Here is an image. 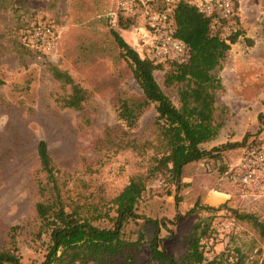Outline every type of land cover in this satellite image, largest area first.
<instances>
[{"label": "rangeland", "instance_id": "obj_1", "mask_svg": "<svg viewBox=\"0 0 264 264\" xmlns=\"http://www.w3.org/2000/svg\"><path fill=\"white\" fill-rule=\"evenodd\" d=\"M232 1L233 26L222 27L221 34L227 37L235 29L242 34L215 69L223 83L217 91L216 114L225 138L248 136V142H260L264 141V0ZM160 2L0 0V78L5 81L0 84V248L13 250L9 229L21 225L14 252L22 264H40L49 240L46 234L41 238L33 234L40 139L47 142L61 180L67 183L65 190L74 197L93 194L96 200L109 201L149 166L153 149L141 147L157 137L155 104L146 108L132 132H126L118 117L120 102L142 100L144 95L111 31L117 30L147 57L144 47L154 37L148 12L159 11ZM37 21H52L57 27L51 51L35 48L26 39L28 27ZM54 66L87 90L80 109L63 106L61 99L70 93V86L53 76ZM169 66L156 69L155 76L179 105L180 84H166ZM134 137L141 147H125ZM244 147L231 149L226 161L187 164L178 193L163 177L148 181L137 210L147 218L165 219L160 235L170 254L181 258L195 223L210 220L213 234L204 240L208 257L224 251L231 254L230 264H238L240 249L244 264H264V238L250 221L236 216L253 213L264 219V194L242 188L232 175ZM196 202L210 208L199 206L188 214ZM95 223L111 225L104 219ZM155 230L146 218L126 224L125 238L139 242L132 264H158L150 247Z\"/></svg>", "mask_w": 264, "mask_h": 264}, {"label": "trees", "instance_id": "obj_2", "mask_svg": "<svg viewBox=\"0 0 264 264\" xmlns=\"http://www.w3.org/2000/svg\"><path fill=\"white\" fill-rule=\"evenodd\" d=\"M160 1L162 5L157 9L167 12L174 34L189 48L186 59L155 61L144 57L117 30L111 31L144 95L142 100L122 99L120 102L118 117L124 123L126 132H132L146 108L155 104V140L147 141L141 147L137 137H134L128 138L125 145L132 148L151 146L153 155L149 166L145 172L133 175L109 201L104 197L96 200L93 194L74 197L65 190L67 183L61 180L62 175L53 162L47 142L40 139L37 143L40 177L36 181L33 234L39 238L46 234L49 239L40 264H132L139 242L126 239L124 227L129 221L139 218H146L156 226L150 247L152 259L158 264H230L231 254L224 251L212 258L207 256V241L204 240H209L213 234L210 220L195 223L187 249L181 258H177L163 246L160 228L165 226V219L147 218L137 210L151 178L163 177L176 186L178 193L187 164L203 159L221 162L225 151L257 143L248 142L246 136L243 141L227 142L211 149L203 146L217 137L223 125L216 114L217 91L223 83L215 69L221 66L226 52L237 42L242 31L235 29L223 37L221 31L226 21L213 29L212 17L200 11L196 3L189 0ZM249 42L252 44L251 40ZM35 45L36 48L39 43ZM165 63L170 65L166 72V84H180L179 105L163 90L155 76V70L164 68ZM52 74L62 85L70 86V93L61 99L63 106L73 109L83 107L88 97L87 90L68 72L56 66L52 67ZM3 83L5 81L0 78V84ZM199 206L210 208L196 202L188 214L195 212ZM236 216L250 221L264 238V219L253 213ZM102 219L108 220L111 225L95 223ZM19 228L21 225L9 229L14 247L13 250L0 248V264H22L14 252ZM238 253L237 263L244 264V253L240 249Z\"/></svg>", "mask_w": 264, "mask_h": 264}, {"label": "built area", "instance_id": "obj_3", "mask_svg": "<svg viewBox=\"0 0 264 264\" xmlns=\"http://www.w3.org/2000/svg\"><path fill=\"white\" fill-rule=\"evenodd\" d=\"M199 10L212 17V28L225 20L223 28L233 26L234 5L232 0H196ZM166 11L148 12L149 25L154 37L145 45L147 57L155 61L176 59L181 61L189 55L187 44L176 37L169 25ZM57 27L52 21H37L26 31V39L39 43L46 51H51L56 39ZM27 43V42H26ZM232 175L244 189L256 190L264 194V141L244 147L238 162L232 168Z\"/></svg>", "mask_w": 264, "mask_h": 264}, {"label": "crops", "instance_id": "obj_4", "mask_svg": "<svg viewBox=\"0 0 264 264\" xmlns=\"http://www.w3.org/2000/svg\"><path fill=\"white\" fill-rule=\"evenodd\" d=\"M236 141H238V142H240V141H243L242 140V137L240 138V136H231V137H224V136H222V132H220V134L216 137V138H214V139H212V140H210V141H208V142H205L204 144H203V146L206 148V149H211V148H213V147H215V146H219V145H221V144H224V143H227V142H236ZM230 150H228V151H225L224 152V154H223V160L222 161H224V159H225V161L227 160V158H225V154H227L228 152H229ZM203 160H205V159H203ZM197 162H199V161H196V162H192V164H194V163H197ZM187 168H184V171L186 170ZM184 173V172H183Z\"/></svg>", "mask_w": 264, "mask_h": 264}]
</instances>
